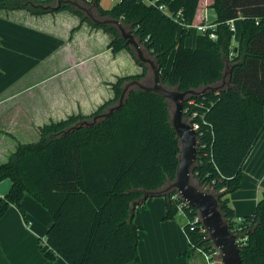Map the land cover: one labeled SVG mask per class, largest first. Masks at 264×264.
I'll return each mask as SVG.
<instances>
[{
	"label": "trees",
	"instance_id": "trees-1",
	"mask_svg": "<svg viewBox=\"0 0 264 264\" xmlns=\"http://www.w3.org/2000/svg\"><path fill=\"white\" fill-rule=\"evenodd\" d=\"M150 1L117 0L103 8L100 0H0V10L25 9L32 15L68 10L80 22L108 33L109 48L127 50L143 68L142 73L118 77L113 97L94 112L45 124L36 141L16 145L0 163V181L11 182L0 196V218L10 205L25 218L21 200L28 193L52 218L45 243L38 245L45 258L60 257L67 264H139L134 208L150 197L164 196V219L180 212V199L171 198L180 140L171 125L170 101L138 86H150L145 82L149 65L138 60L115 24H95L91 14L119 21L160 71L174 50L170 69L160 72V83L170 90L193 91L182 103L183 118L197 125L191 176L198 189L216 197L230 231L243 239L241 264H264V192L254 214L240 224L228 198L240 186L242 165L264 130V0ZM207 6L217 12L216 38L207 28L196 35L194 47H187L186 25L205 24L202 9ZM179 10L183 27L176 17ZM236 18L242 19V33L233 52V30L227 22ZM185 233L184 255L211 246L198 227Z\"/></svg>",
	"mask_w": 264,
	"mask_h": 264
},
{
	"label": "crops",
	"instance_id": "crops-1",
	"mask_svg": "<svg viewBox=\"0 0 264 264\" xmlns=\"http://www.w3.org/2000/svg\"><path fill=\"white\" fill-rule=\"evenodd\" d=\"M202 15L210 25L218 17L208 6ZM233 28L235 52L241 18L233 20ZM195 38L185 37L184 44L194 47ZM109 41L108 33L80 22L68 10L40 15L25 9L0 10V163L18 143L36 141L43 125L94 112L113 97L112 84L118 77L142 73L127 50L113 52ZM173 55L174 50L160 72L170 69ZM10 184L9 179L0 181V196ZM263 192L264 130L242 165L240 186L228 195L237 222L254 214ZM21 203L25 218L14 205L0 218V264H67L60 257L45 258L38 246L52 224L49 212L28 193ZM165 214L164 196L150 197L134 208L139 264H201L196 253L184 255L188 249L184 222L177 216L164 219Z\"/></svg>",
	"mask_w": 264,
	"mask_h": 264
},
{
	"label": "water",
	"instance_id": "water-1",
	"mask_svg": "<svg viewBox=\"0 0 264 264\" xmlns=\"http://www.w3.org/2000/svg\"><path fill=\"white\" fill-rule=\"evenodd\" d=\"M88 16L98 25L108 23L115 24L119 28L126 44L134 48L138 60L149 65L153 76L152 85L145 86L138 83V86L142 89L159 93L174 103L171 125L180 140V152L178 155L176 177L172 186L190 207L196 209L200 213L202 223L208 231L212 244L219 249L221 253L220 264H241L237 237L230 231L227 223L222 218L217 208L216 197L212 193L202 191L190 183L191 167L197 156V139L196 131L192 128L190 123L186 122L183 118L182 103L186 95L193 91H177L164 88L160 83V70L150 58L144 56L134 36L131 33H127L119 21L113 19L99 20L92 17L91 14H88ZM235 50L236 49H234V51ZM125 91L126 88L122 96ZM121 104L122 102L120 101L118 105L110 108L107 114L119 108Z\"/></svg>",
	"mask_w": 264,
	"mask_h": 264
},
{
	"label": "built area",
	"instance_id": "built-area-1",
	"mask_svg": "<svg viewBox=\"0 0 264 264\" xmlns=\"http://www.w3.org/2000/svg\"><path fill=\"white\" fill-rule=\"evenodd\" d=\"M143 1H146L148 3H153L150 0H143ZM159 8L162 9V10L167 11L170 15H172V13L169 12L164 5H159ZM176 17L180 20L179 21L180 27L185 26L184 21H183V18L181 16V11L180 10L177 12ZM227 23H228L229 27L231 29H233V20H229ZM195 26H196L197 30L200 33L205 32V30L207 28H211V32H210L209 35H210L211 38H216V34H215V31H214L215 25H210V24H197ZM189 27H190V25H186V28L189 29ZM191 126L196 131L197 125L196 124H193ZM171 198L173 200L174 199H180V203L178 204V209H179V211L186 218V221L184 223L186 225L185 226L186 228L183 227L184 232L186 231L187 228L189 230H194V229H196L198 227L199 228V231L204 234V237L209 238L208 231L206 230V228L204 227V225L202 223V218H201L200 213L196 209H195V212L192 213V214H190V215L187 214V213H185V211L182 210V207L189 208L190 206L181 198V196L179 195V193L177 191H175V193H173V195L171 196ZM190 209L192 210L194 208L190 207ZM237 223L238 224L243 223L242 219H239ZM236 237H237V242H238V245H239L243 241V239L241 237H238V235H236ZM187 240H188V238H187ZM209 240H210V238H209ZM44 243H45V238L44 239H41V241H40V244H44ZM196 252L200 253L203 256V259L205 261V264H220L221 253H220L219 249H217L216 247H214V245L212 244V242H211V246L207 247L206 249H204V248H197Z\"/></svg>",
	"mask_w": 264,
	"mask_h": 264
},
{
	"label": "rangeland",
	"instance_id": "rangeland-1",
	"mask_svg": "<svg viewBox=\"0 0 264 264\" xmlns=\"http://www.w3.org/2000/svg\"><path fill=\"white\" fill-rule=\"evenodd\" d=\"M86 1H90V0H86ZM116 1L117 0H100L102 6L105 7V8L111 7ZM197 33H199V31L196 28H194V27L192 28L191 27L190 28V33H188L186 35V37H188V36L194 37V36H196ZM234 34H236L235 28H233V35ZM238 35H239V33H238ZM147 74H148V76L146 77L145 82L151 85L152 84V72H151L150 67L147 69ZM170 106H171V111L173 113V111H174V103L172 101H170ZM184 120L189 123V119L184 118ZM190 183L192 185H194L195 187H197V181L195 180V178L193 176H191V173H190ZM176 216H177L178 219H180L182 222L185 223L186 218H185V216L181 212H178ZM195 253L200 258L201 264H205V261L203 259V256L200 253H198V252H195ZM195 253H193V254H195Z\"/></svg>",
	"mask_w": 264,
	"mask_h": 264
}]
</instances>
